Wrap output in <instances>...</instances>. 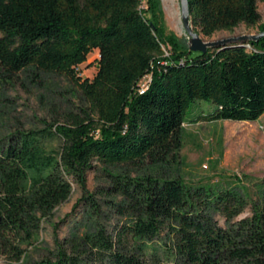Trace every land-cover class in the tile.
<instances>
[{
    "label": "trees",
    "instance_id": "obj_1",
    "mask_svg": "<svg viewBox=\"0 0 264 264\" xmlns=\"http://www.w3.org/2000/svg\"><path fill=\"white\" fill-rule=\"evenodd\" d=\"M202 37L260 23L264 0H187ZM158 0H0V74L67 78L84 105L68 106L40 130L0 143V256L19 261L21 245L71 195V180L92 215L100 209L86 187L93 162L157 168L178 163L184 115L195 100L212 110L190 123L258 121L264 114V35L206 53L165 33ZM246 46L248 48H246ZM96 51L91 79L79 67ZM150 82L140 94V82ZM52 137L59 148L48 151ZM102 188L126 222L115 235L97 219L80 235L55 240L54 260L40 264H145L148 244L167 230L173 264H264V178L251 214L245 189L189 187L153 172L107 173ZM215 215L224 219L218 224Z\"/></svg>",
    "mask_w": 264,
    "mask_h": 264
},
{
    "label": "rangeland",
    "instance_id": "obj_2",
    "mask_svg": "<svg viewBox=\"0 0 264 264\" xmlns=\"http://www.w3.org/2000/svg\"><path fill=\"white\" fill-rule=\"evenodd\" d=\"M162 10V26L168 35L179 40L187 36L180 18L179 0H158ZM260 23L264 22V3L257 2ZM258 34L257 26L246 27L241 24L231 32L219 31L211 37H202L205 42H215L228 38ZM246 48H248L246 46ZM98 54L93 51L86 62L79 67L81 79H91L96 72ZM84 105L75 86L65 77L57 75L40 76L34 79L26 73L9 80L0 74V143L5 142L8 134L17 130H40L45 124L61 119L68 106ZM212 104L204 100H195L184 115L182 125V144L178 163L169 162L157 168L118 166L106 167L93 162V168L86 174V187L98 201L97 215H92L81 197V188L71 180V195L67 201L57 206L52 215L42 220L40 230L29 243H23V252L19 261H13L5 255L0 256V264H40L45 260H54L55 240L63 241L72 235H80L88 221L97 219L108 234L115 235L127 220L110 203L120 199L107 196V205L101 203L104 197L99 195L102 188L109 187L107 173L129 174L137 176L153 172L165 178L181 179L189 187L210 186L214 189H234L248 194V205L238 217L251 214L250 203L259 199L260 183L264 178V114L254 123L217 121L211 123H190L212 110ZM60 141L52 137L44 142L48 151H56ZM218 224L224 226V219L215 215ZM167 230L151 241L144 257L145 264H173L169 251Z\"/></svg>",
    "mask_w": 264,
    "mask_h": 264
},
{
    "label": "water",
    "instance_id": "obj_3",
    "mask_svg": "<svg viewBox=\"0 0 264 264\" xmlns=\"http://www.w3.org/2000/svg\"><path fill=\"white\" fill-rule=\"evenodd\" d=\"M180 5V18L182 27L184 32L187 36V46L190 52H198V53H206L208 49L218 48L219 50L225 48L226 46L232 43H243L249 40H258L264 33H259L256 35H249V36H240L235 38H228L223 39L220 41L215 42H205L203 41L201 35L195 33L192 29L189 19V12H188V1L187 0H179Z\"/></svg>",
    "mask_w": 264,
    "mask_h": 264
},
{
    "label": "built area",
    "instance_id": "obj_4",
    "mask_svg": "<svg viewBox=\"0 0 264 264\" xmlns=\"http://www.w3.org/2000/svg\"><path fill=\"white\" fill-rule=\"evenodd\" d=\"M149 82H150V76H146V77H144V78L141 80V82H140V84H139V86H140L139 93H140V94L144 93V91L146 90V88H147Z\"/></svg>",
    "mask_w": 264,
    "mask_h": 264
},
{
    "label": "crops",
    "instance_id": "obj_5",
    "mask_svg": "<svg viewBox=\"0 0 264 264\" xmlns=\"http://www.w3.org/2000/svg\"><path fill=\"white\" fill-rule=\"evenodd\" d=\"M257 122V121H256ZM254 123V122H253Z\"/></svg>",
    "mask_w": 264,
    "mask_h": 264
}]
</instances>
